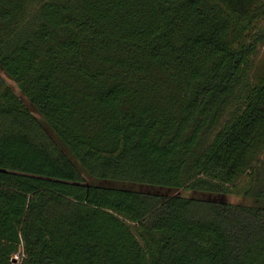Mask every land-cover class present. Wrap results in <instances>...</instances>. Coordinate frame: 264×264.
<instances>
[{
    "label": "trees",
    "instance_id": "trees-1",
    "mask_svg": "<svg viewBox=\"0 0 264 264\" xmlns=\"http://www.w3.org/2000/svg\"><path fill=\"white\" fill-rule=\"evenodd\" d=\"M235 28L225 0H0V264H264V23Z\"/></svg>",
    "mask_w": 264,
    "mask_h": 264
},
{
    "label": "rangeland",
    "instance_id": "rangeland-1",
    "mask_svg": "<svg viewBox=\"0 0 264 264\" xmlns=\"http://www.w3.org/2000/svg\"><path fill=\"white\" fill-rule=\"evenodd\" d=\"M227 6L235 18V30L233 32V39L235 44H238L243 38L255 32V30L264 23V0H225ZM240 36V37H239ZM239 37V38H238ZM240 40V41H239ZM257 56L252 65L253 72L256 70V65L264 60V44L258 49ZM6 84L11 86L17 94H21L16 83L6 75H3ZM264 153V152H263ZM264 157V154L262 158ZM189 194V192H184ZM229 201L233 203L245 202L240 195L232 194ZM18 256V257H16ZM15 263L19 264L20 255H16Z\"/></svg>",
    "mask_w": 264,
    "mask_h": 264
},
{
    "label": "built area",
    "instance_id": "built-area-1",
    "mask_svg": "<svg viewBox=\"0 0 264 264\" xmlns=\"http://www.w3.org/2000/svg\"><path fill=\"white\" fill-rule=\"evenodd\" d=\"M17 255H20V254H17ZM16 256V255H15ZM16 257H18V256H16ZM20 257H21V255H20ZM20 264V263H19Z\"/></svg>",
    "mask_w": 264,
    "mask_h": 264
},
{
    "label": "water",
    "instance_id": "water-1",
    "mask_svg": "<svg viewBox=\"0 0 264 264\" xmlns=\"http://www.w3.org/2000/svg\"><path fill=\"white\" fill-rule=\"evenodd\" d=\"M13 262L15 263V258H13Z\"/></svg>",
    "mask_w": 264,
    "mask_h": 264
}]
</instances>
